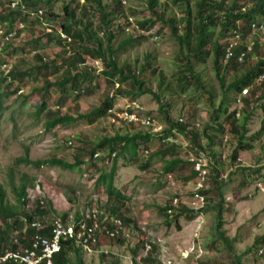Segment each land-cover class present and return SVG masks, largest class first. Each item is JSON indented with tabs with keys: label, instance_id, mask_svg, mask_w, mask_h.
I'll return each mask as SVG.
<instances>
[{
	"label": "rangeland",
	"instance_id": "374dc122",
	"mask_svg": "<svg viewBox=\"0 0 264 264\" xmlns=\"http://www.w3.org/2000/svg\"><path fill=\"white\" fill-rule=\"evenodd\" d=\"M2 1L5 0H0L1 4ZM230 1L227 0V2ZM166 2L168 15H174L178 22L180 18L185 17L182 5L172 0ZM191 2L194 8L193 0ZM37 4L42 5L47 11L44 0H39ZM66 4L74 8L76 18L82 22L89 20L95 28L99 26L96 12L92 13L93 7L79 6L75 0L70 2L56 0L48 7L57 17L46 21L44 24L47 25L27 20L24 28L12 36L10 43L12 46L8 47L3 42L4 28L0 27V61L9 62L4 68L0 66L2 71L6 72L8 67L13 64L17 65V62L21 67L33 64L31 44H27L32 38H40L36 49L34 48L37 54L41 55L46 62L54 58L55 54L61 50V46H58L55 41H46L42 34L48 32L46 31L48 28L55 32L60 30V24L64 23L62 7ZM126 4V13L133 10L132 14L127 13V15L133 18L134 23L148 16L145 0H126ZM179 28L181 32L182 25ZM218 30L219 28L214 29L213 40L215 41L218 38ZM180 32L178 34H181ZM157 34H159V39L155 40L153 37H157ZM245 36L248 43H255L257 46L256 50L252 49L254 53L246 60V68L250 69L258 58H264V53H262L264 24H258L255 30L246 32ZM134 37L132 31H121L115 37L113 46L119 45L116 52L118 62L129 63L139 72L142 69V78L145 79L149 88L161 97L162 102L168 104L165 110L173 118H182L183 115H187V122L190 125L195 123L199 126L197 131L201 133L203 147L207 146V141L202 132L204 129L208 130V135L211 132L213 136L211 137V148L206 151L221 166L220 173H225L228 177L225 182L223 181L224 183H220L219 195L213 192L212 201L219 202L220 208L218 209L216 204H213L204 211L198 232L197 223H194L195 218L193 221H187L182 217L179 218L177 224L168 223V220L159 213L160 207H164L173 198L188 208L195 203L191 191V180H188L191 166L186 162L188 154L194 152L186 148L185 138L178 134L160 142L159 138L163 135L161 128L165 124L162 115L157 111V104L149 95L139 97L136 100L138 106L143 115L151 118V125L137 129L141 132L146 130L153 133L151 134L152 140L144 147H140L138 158H132L128 153L115 157L114 188L125 199L127 215L134 220L137 228L156 247L155 257L158 264H233L230 253L238 256L240 264H264V250L262 253H255L251 249L254 239L264 235V193L255 192L251 188L253 179L264 174V136L255 139L253 135L261 126L263 117L260 105H264V102L258 101L251 106V117L246 126V137L250 140L251 149L238 153L239 161L236 160L237 166L234 168L230 157L234 147L233 138L221 142L220 136L216 138V134L211 131L212 114L222 101V94L214 77L212 57H206L203 64L192 66L194 76L201 87H195L194 84L183 85L180 84L178 76L179 70L183 67L182 62L179 61L180 52H185V48H182L183 50L179 48L169 28L160 21L154 20L146 39L133 41ZM147 63L156 67L154 73L144 67ZM87 66L96 70L100 68L97 61L89 59ZM241 73L238 71L225 74L224 85H228ZM52 78L53 76L49 77L48 81L52 82ZM43 80V75L33 73L31 77L23 78L22 82L14 81L10 91L19 88L21 92L13 93L4 100L5 111L0 120V184L4 188L7 202L11 206H17L12 187H17L19 177L24 175L30 186L25 191L27 202L21 208L22 213H30L34 207V200L39 199L41 202L47 200L55 212L51 217L66 215L67 220L73 221L76 215H84L90 209H94L96 204L105 203L104 188L101 185H95L99 172L90 174L86 171L87 166H81L74 171L49 166L35 169L31 166L14 165L13 160L23 156L27 151L31 160L56 157L70 163L74 148L87 142L92 143L102 137L111 136L114 132L113 125L110 124L108 118H102L92 124L76 121L67 126H56L51 130H46L45 122L48 114L45 112L40 115L36 114V105L40 102ZM159 83L162 84L161 87H158ZM92 84L96 86L91 95L83 96L77 101V109L80 113H86L97 107L107 93H112V89L102 78L94 80ZM124 88L126 91L127 87L124 86ZM209 95L212 97L211 103L207 99ZM235 95L234 92L227 94L226 103L230 110L237 108L234 107L233 101ZM57 96L56 89L50 88L45 98L48 110L56 108ZM128 101L129 98L124 95L115 96L114 112L119 113ZM73 102L75 101L71 95L60 112L74 116ZM220 118L223 116L220 115ZM131 130L129 129L130 132ZM67 139L71 140V146L65 144L64 141ZM160 145L172 149H167L166 154L162 156L159 151ZM222 155L226 157L224 161L221 159ZM173 156H177L185 163L180 164L175 172L166 174L163 170L164 164ZM146 161L148 162L147 167L141 169L140 165L145 164ZM110 165L111 163L108 162L104 166H99L107 171ZM257 167L260 171L256 174L254 171ZM241 168L245 170L242 171ZM8 173L12 176V186L9 183ZM212 173L210 176L213 178ZM212 178L209 177L208 180L210 187L214 186ZM208 196L211 198L212 194L208 193ZM124 229L127 234L124 237L125 244L117 245L106 241L102 247L103 251H82L80 256L83 264H130V248L136 243V238L128 227ZM220 235L230 243L221 244ZM247 249L250 251L246 254L244 251ZM145 250L139 251L138 256L143 257Z\"/></svg>",
	"mask_w": 264,
	"mask_h": 264
},
{
	"label": "trees",
	"instance_id": "16d2710c",
	"mask_svg": "<svg viewBox=\"0 0 264 264\" xmlns=\"http://www.w3.org/2000/svg\"><path fill=\"white\" fill-rule=\"evenodd\" d=\"M6 1V2H5ZM2 1V9L0 10V27L4 28V36L10 32H14V35L20 32L26 25V21H32L35 23L44 24L50 19H55V16L50 11L52 2L56 0H44L47 11L44 10L42 5H36L39 0H17L14 8H11L9 2L12 0ZM72 0H68L70 2ZM122 0H84L81 6H91L92 13L96 12L98 17V27L95 28L89 20L82 22L76 18L74 8H71L69 4L62 7L64 23L60 24V31L66 38H61L58 30L51 31L46 29V33L42 34V37L48 41H55L58 46H61V50L57 52L52 60L46 62V60L34 50L38 42L39 37L30 39L28 43L31 44L30 51L33 52V64L27 67H21L20 65L13 64L7 68L4 72L0 68V120L5 108L3 107L4 100L13 93H19L21 90L12 89L11 86L14 81L22 82L23 78L31 77V74L43 75V87L41 88L40 102L36 105V114L40 115L42 112L48 114V119L45 122V129L51 130L56 126H67L76 121H82L87 124H92L98 119L108 118L109 111L113 109L114 98L117 95H124L129 98V101L137 102L136 100L142 96H151V98L157 104V111L162 115L164 121V127L161 128L163 135L159 138V141H165L176 135L183 136L186 140L188 150L193 151L194 154L202 152L209 154L207 149L211 148L212 138L211 132L209 135L207 131L202 132V135L207 141V146L203 147L201 144V133L197 131V124H189L187 122V115H183L182 118H173L171 114L165 110L168 105L162 102L161 97L152 91L145 79L142 78V69L140 72L135 69L131 64L126 62H118L116 58V52L119 47L113 46V41L119 32H125L129 27L128 14H132L133 10L125 11L126 5H122ZM168 1V0H167ZM174 3L183 6V12L185 17L180 18L179 22L174 15L167 14V2H159L158 0H145L146 10L148 16L142 18V20H136L135 24L138 27V31L132 30L135 36L132 40L138 41L144 40L147 37L148 31L152 28L153 21H160L164 26L169 28L170 34L178 44L179 48H185V52H180L179 61L182 62L183 67L179 70L180 84L190 85L194 84L195 87H201L198 84V79L195 73L192 71V66L196 64H203L205 58L212 57V67L214 77L217 81L218 87L222 94V101L219 106L214 110L212 114L211 131L217 136H220V141L223 142V137L227 135V140L233 138L234 147L231 152V162L236 165L237 155L240 151L251 149L250 140L247 139V123L251 117V106L258 101L264 102V85L257 87L254 85V80L263 71L264 58L257 59L255 64L249 69L246 68V60L252 53V50L245 54L244 60L238 62V55L246 50L248 41L245 36L246 32L252 31L250 25L256 23V27L264 24V0H193L194 8L191 6V0H172ZM41 10V16H35L34 14ZM182 25V31L179 28ZM20 25L21 27H19ZM47 25V24H44ZM219 28L217 32L218 38L213 40L214 29ZM17 31V32H16ZM181 34H178V33ZM233 32H237L241 35L239 42L232 48V56L226 62H223L225 56V48L227 47V39ZM152 35V34H151ZM157 34V39H159ZM3 42L6 46H12L11 39ZM153 36V35H152ZM131 40V39H130ZM218 40V41H217ZM220 40V41H219ZM10 41V42H9ZM193 41V42H192ZM122 46V44H121ZM253 50L257 49L254 44L251 45ZM13 48V47H12ZM36 49V48H35ZM183 50V49H182ZM181 51V50H180ZM25 53V52H24ZM264 53V50L262 51ZM97 61L99 67L97 70L93 67L87 66V60ZM149 59V58H148ZM147 60V59H146ZM23 62V61H21ZM9 62L0 61V66L6 67ZM144 67L151 73H154L156 67H152L150 64H144ZM142 68V67H140ZM241 71V75L233 79L228 85H224V75L228 73H236ZM52 82L48 81L49 77H52ZM102 78L104 82L112 89V93L106 94L100 101L99 105L86 113H80L77 109V101L83 96H90L93 92V88L96 84H92L94 80ZM162 80V79H160ZM22 84V83H21ZM19 84V85H21ZM161 83L158 87H161ZM124 86L127 90L124 91ZM249 87V95L241 98V106L229 110L227 102V94L234 92V100L237 98L240 90ZM50 88H55L58 94L55 104L56 108L48 110L46 108L45 98L49 93ZM75 102L73 105L74 116L68 113L62 114L60 109L64 107L66 101L71 97ZM208 102L211 103L212 97L208 96ZM233 100V101H234ZM211 106V105H210ZM262 111L261 126L253 135L254 138L264 136V105H260ZM235 113L239 114V117H235ZM220 115L223 118H220ZM119 126H120V121ZM214 124L216 126H214ZM113 125V124H112ZM214 127V130L212 128ZM113 134L109 137H102L92 143L81 144L74 148L72 154V162H66L61 158L51 157L49 159H37L31 160L28 157L27 151L23 156L17 157L13 160L14 165L31 166L35 169H40L42 166L57 167L61 170L74 171L81 166H87L88 173L99 172L95 185L104 188L106 195V201L104 204H96L95 208L99 211H103L110 218H117L121 220L125 227H128L131 234L136 238V243L130 248L131 262L130 264H158L156 261V247L145 237L142 231H140L134 220L127 215L125 209V199L121 193L114 188V177L116 174V160L115 157L128 153L132 158L138 156L140 147H144L152 140L151 134L145 130L141 132V128L138 125L129 124L121 125L120 127L113 125ZM129 129H132L130 132ZM219 140V139H218ZM66 145L71 146V140L64 141ZM167 149H172L160 145L159 151L162 156L165 155ZM146 152V151H145ZM154 157V156H152ZM138 158V157H137ZM213 160V159H212ZM148 161V160H147ZM140 165L141 169H145L148 165ZM111 163L107 171L101 168L99 165L104 166ZM186 162L191 166L188 180H195L196 173L192 168V164L186 159ZM214 162V166H211V172L214 177L212 182L213 187L205 190H201V194L205 196V208L216 204V207L220 208V203H214L212 201L213 192L217 195L219 192L220 183L223 181H217V176L221 166L218 162ZM185 163L173 156L171 160L165 162L163 170L166 174L175 172L180 164ZM242 171L245 168H241ZM260 168L255 169V173H259ZM264 178V174L257 176L256 178ZM9 183L12 186V176L8 173ZM254 178L253 180H255ZM30 184L27 182V178L22 175L19 177V184L17 187H12L13 194L17 201V206H11L6 199L3 186L0 184V254L6 251H16L19 248L29 247L31 238L36 232L35 229L30 227L33 222H40L44 226L42 230L37 233L40 235L49 237L50 233L48 227L50 222L54 218L51 215L55 214L51 208L50 203L47 200L41 202L39 199L33 201L34 207L30 210L29 214L21 212L22 206L26 205V189ZM208 193L212 194L211 198H208ZM171 207V200L167 202L164 207L158 209L159 213L168 220V223H178L179 218H185L187 221H193L196 213L188 208L182 202L178 201L175 211L168 215L166 210ZM91 210V209H90ZM124 210V211H123ZM123 211V212H122ZM203 211V212H204ZM81 215H76L74 220L78 221ZM64 222L68 219L66 215L59 217ZM108 227V225H107ZM110 227V226H109ZM48 230V231H47ZM220 243H230L224 236L220 235ZM97 246L95 249L103 251L102 247L106 241L116 243L117 245L125 244L126 240L121 235H117L113 238H106L104 235L99 237ZM60 251L52 257L53 264H83L80 253L84 251L80 246H76L74 243L60 242ZM147 250H145V248ZM264 250V235L256 237L253 241L251 249L256 253L258 248ZM145 255L139 257V251H144ZM250 250H245L244 253H249ZM231 254V261L233 264H240L238 256ZM264 255V254H263ZM104 257V256H101ZM115 264V263H111Z\"/></svg>",
	"mask_w": 264,
	"mask_h": 264
},
{
	"label": "built area",
	"instance_id": "2783aa9c",
	"mask_svg": "<svg viewBox=\"0 0 264 264\" xmlns=\"http://www.w3.org/2000/svg\"><path fill=\"white\" fill-rule=\"evenodd\" d=\"M8 1V0H7ZM79 4H83L84 0H75ZM122 5H126V0H122ZM17 3V0H12L9 2L11 8H14ZM42 11L38 10L34 15L41 16ZM129 27L126 31L135 30L139 32L138 27L134 23L132 18H128ZM256 23L250 25V29H256ZM21 27L20 25H18ZM58 33L61 38H66L61 31L58 30ZM14 32L4 36V40L8 41ZM241 35L237 32H233L230 37L224 39L227 42V47L225 48V56L223 62H226L232 56V48L239 42ZM252 43H248L246 50L241 52L237 60L242 62L244 60L245 54L252 50ZM254 85L261 87L264 85V68L263 71L256 77L254 80ZM249 87H245L240 90L237 98L234 100V107L241 106V98L249 95ZM108 119L110 124L120 127L121 125L134 124L140 127H149L151 125V118L149 116L143 115L141 113V108L138 106L137 102L128 101L125 103L123 108L119 113L110 110ZM235 117L238 118L239 114L235 113ZM120 121V126L119 122ZM176 135L175 133H173ZM227 135L223 137V142L227 141ZM146 153V152H145ZM190 153V152H188ZM222 161L226 159L224 155L221 156ZM188 161L192 164V168L196 173V178L192 186V196L195 200V203L191 207L196 213L195 222L197 223L196 229L200 227L202 223L204 208H205V196L201 194V190L209 188L208 180L211 174V166H214V162L209 155H206L202 152L198 154H188ZM239 161V158L237 159ZM237 165H234L235 168ZM232 167V168H233ZM228 175L225 173H220L217 176V181H226ZM251 188L255 192L264 193V178H256L251 182ZM250 196V195H249ZM178 200L173 198L171 200V207L166 210L168 215H171L175 211ZM108 225V227H107ZM44 225L40 222H33L30 224V227L35 229L36 232L31 238V243L29 247L19 248L16 251H6L0 254V264H53L52 257L60 251V242H69L80 246L85 252L98 251L95 246L98 244L99 237L104 235L106 238H113L117 235L126 237L127 234L124 229V225L121 220L113 217H109L103 211H99L96 208L89 210L86 214L81 215L78 221H69L65 222L59 217H54L50 222L48 227L50 236L46 237L37 233L39 230H42ZM110 226V227H109ZM47 230V231H48ZM258 253H262V248L258 249Z\"/></svg>",
	"mask_w": 264,
	"mask_h": 264
},
{
	"label": "crops",
	"instance_id": "0c3cea01",
	"mask_svg": "<svg viewBox=\"0 0 264 264\" xmlns=\"http://www.w3.org/2000/svg\"><path fill=\"white\" fill-rule=\"evenodd\" d=\"M159 2H163V3H165L167 0H158ZM79 6H81V4H79V3H77ZM129 18H132V17H129ZM133 19V18H132ZM49 30V29H48ZM153 35V34H152ZM155 40L158 38V37H153ZM229 110H230V108H229ZM231 110H233V109H231ZM193 183H194V180H191V187H192V185H193ZM250 195V194H249Z\"/></svg>",
	"mask_w": 264,
	"mask_h": 264
}]
</instances>
